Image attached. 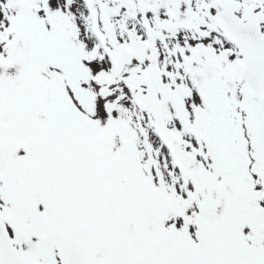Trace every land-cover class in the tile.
<instances>
[{
    "label": "snow or ice",
    "instance_id": "1",
    "mask_svg": "<svg viewBox=\"0 0 264 264\" xmlns=\"http://www.w3.org/2000/svg\"><path fill=\"white\" fill-rule=\"evenodd\" d=\"M0 264H264V0H0Z\"/></svg>",
    "mask_w": 264,
    "mask_h": 264
}]
</instances>
